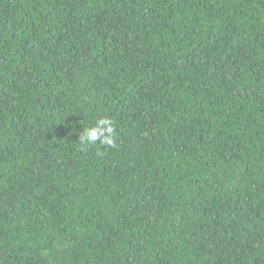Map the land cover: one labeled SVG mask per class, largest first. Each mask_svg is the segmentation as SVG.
Listing matches in <instances>:
<instances>
[{
  "label": "trees",
  "instance_id": "1",
  "mask_svg": "<svg viewBox=\"0 0 264 264\" xmlns=\"http://www.w3.org/2000/svg\"><path fill=\"white\" fill-rule=\"evenodd\" d=\"M0 264H264V0H0Z\"/></svg>",
  "mask_w": 264,
  "mask_h": 264
},
{
  "label": "clouds",
  "instance_id": "2",
  "mask_svg": "<svg viewBox=\"0 0 264 264\" xmlns=\"http://www.w3.org/2000/svg\"><path fill=\"white\" fill-rule=\"evenodd\" d=\"M113 137L114 128L112 122L107 119H99L92 127L85 129L79 139L82 146L92 145L97 141L114 146Z\"/></svg>",
  "mask_w": 264,
  "mask_h": 264
}]
</instances>
